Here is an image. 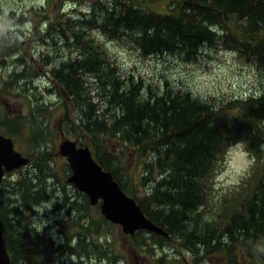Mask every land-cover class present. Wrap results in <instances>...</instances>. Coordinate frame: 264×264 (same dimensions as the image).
I'll list each match as a JSON object with an SVG mask.
<instances>
[{"label":"trees","instance_id":"trees-1","mask_svg":"<svg viewBox=\"0 0 264 264\" xmlns=\"http://www.w3.org/2000/svg\"><path fill=\"white\" fill-rule=\"evenodd\" d=\"M89 2L90 10L80 13L79 19L55 26L56 34L65 40L70 31L74 49L80 50L76 59L64 61L55 70V78L82 115H77L76 127L93 143L95 160L144 215L168 237L175 236L186 252L207 256L223 251L227 252L223 264H264V256L256 255L252 248L254 242L264 239V175L260 174L240 212L220 216L221 224L198 212L208 206L209 180L231 144L241 142L258 162L264 148V93L214 106L166 81L156 88L122 74L104 47L88 34L99 30L111 40L133 46L144 57L175 54L184 61L196 60L225 38L248 63L264 70V0H171L172 8L166 12L150 10L143 0ZM236 22L242 27L233 24ZM7 42L10 47L24 44ZM83 75L93 81L87 85ZM92 92H97V103ZM14 120L21 123L23 118ZM107 140L121 145L120 153ZM132 151L151 186L140 199L132 196L117 174L119 154ZM26 157L27 175L15 187L16 193L24 194L19 205L8 200L9 209H5L0 203V228L10 264H19L24 255L31 254L27 249L30 241H24L23 234H33L45 243L28 224L20 227L23 213L43 202L46 192H53L45 183L53 176L47 155ZM156 172L160 176L151 178ZM167 238L142 230L132 235L139 249L148 240L159 244L168 242Z\"/></svg>","mask_w":264,"mask_h":264},{"label":"rangeland","instance_id":"rangeland-1","mask_svg":"<svg viewBox=\"0 0 264 264\" xmlns=\"http://www.w3.org/2000/svg\"><path fill=\"white\" fill-rule=\"evenodd\" d=\"M89 1L94 0H0V22L8 29L0 34V133L10 138L15 151L24 157L30 154L33 158H45L47 155L53 174L45 180L53 192L49 191L48 195L46 192L43 202L23 213L20 228L22 230L28 224L41 234L55 255L49 253L44 242H39L42 239L23 234V240L30 241L31 247L27 249L34 255H24L19 264L225 263L227 252L194 256L181 247L175 236L166 237L168 242L159 244L148 240L139 249L132 236L124 234L120 227L101 215L100 204L91 206L88 197L67 182L70 169L66 159L58 154L59 145L64 140H71L79 147L89 148L93 155V143L76 127L78 116L82 115L77 113L75 106L73 108L66 90L55 78V70L64 61L76 59L80 50L74 49L70 31L65 40L56 34L55 26L68 19H79L80 13L90 10ZM143 1L152 11L166 12L172 8L171 0ZM233 24L242 27L241 22ZM230 29L235 34L240 32L234 25H230ZM88 34L104 47L122 74L141 78L156 88L166 81L174 89L188 91L198 100L214 106L264 93V70L248 63L244 56L230 48L231 43L225 38L217 48H209L196 60L184 61L175 54L143 57L133 46L111 40L99 30L93 29ZM9 39L24 44L10 47ZM84 77L87 85L93 81ZM85 93L84 97H87V91ZM96 93H90L94 102L98 101ZM16 116L23 118L21 123L15 122ZM106 142L113 151L119 152L122 148L113 140ZM230 146L209 180L208 206L198 211L209 221L217 220V224H221L220 216L240 212V206L260 174L264 175V148L259 152L257 162L243 145L251 163L244 174L237 177L235 169L242 161L229 151ZM119 156L117 174L120 180L133 197H144L151 186L146 184L149 181L136 152H122ZM27 164L8 173L2 180L0 203L5 209H9L8 200L15 202L12 205H19L24 195L16 193L15 187L27 175ZM159 176L156 172L151 178ZM39 250H42L41 254ZM240 257L243 258L242 254Z\"/></svg>","mask_w":264,"mask_h":264},{"label":"water","instance_id":"water-1","mask_svg":"<svg viewBox=\"0 0 264 264\" xmlns=\"http://www.w3.org/2000/svg\"><path fill=\"white\" fill-rule=\"evenodd\" d=\"M58 154L66 159L70 169L67 182L88 197L92 206L100 204L101 215L121 228L126 235L147 231L160 236L168 234L149 220L136 201L127 196L113 179L112 174L102 169L87 147H77L71 140L59 145ZM29 159L15 151L10 138L0 134V184L6 173L20 169ZM0 264H10V258L0 229Z\"/></svg>","mask_w":264,"mask_h":264},{"label":"clouds","instance_id":"clouds-1","mask_svg":"<svg viewBox=\"0 0 264 264\" xmlns=\"http://www.w3.org/2000/svg\"><path fill=\"white\" fill-rule=\"evenodd\" d=\"M6 31H8V29L5 27L4 23L0 22V34ZM229 151L235 153L242 161L240 166L235 169L236 176H242L247 170V166L251 163L248 160V153L244 150V146L241 142H236L234 145L230 146ZM252 248L256 255L264 256V239H258L252 244Z\"/></svg>","mask_w":264,"mask_h":264},{"label":"bare ground","instance_id":"bare-ground-1","mask_svg":"<svg viewBox=\"0 0 264 264\" xmlns=\"http://www.w3.org/2000/svg\"><path fill=\"white\" fill-rule=\"evenodd\" d=\"M144 57V56H143ZM232 99V98H231ZM68 178V177H67ZM92 206V205H91ZM1 229V228H0ZM150 233V232H149ZM157 235V234H156Z\"/></svg>","mask_w":264,"mask_h":264},{"label":"flooded vegetation","instance_id":"flooded-vegetation-1","mask_svg":"<svg viewBox=\"0 0 264 264\" xmlns=\"http://www.w3.org/2000/svg\"><path fill=\"white\" fill-rule=\"evenodd\" d=\"M78 246H79V244H78Z\"/></svg>","mask_w":264,"mask_h":264}]
</instances>
